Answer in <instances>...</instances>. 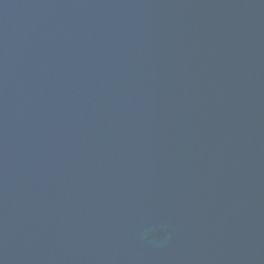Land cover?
<instances>
[{
    "label": "water",
    "instance_id": "obj_1",
    "mask_svg": "<svg viewBox=\"0 0 264 264\" xmlns=\"http://www.w3.org/2000/svg\"><path fill=\"white\" fill-rule=\"evenodd\" d=\"M0 264H264V0H0Z\"/></svg>",
    "mask_w": 264,
    "mask_h": 264
}]
</instances>
